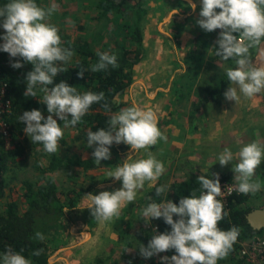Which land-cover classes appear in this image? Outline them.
Returning <instances> with one entry per match:
<instances>
[{"label":"rangeland","instance_id":"374dc122","mask_svg":"<svg viewBox=\"0 0 264 264\" xmlns=\"http://www.w3.org/2000/svg\"><path fill=\"white\" fill-rule=\"evenodd\" d=\"M99 1L36 2L45 8L52 4L58 6L48 22L58 27L60 36H70L80 44L87 42L96 52L116 54L123 46L131 45L128 34L134 29L136 9L141 1L147 10L140 24L145 56L134 68V79L122 97V108L137 104L153 109L167 140L161 139L156 145L138 152L127 144L114 143L110 148L111 159L86 168L65 166V163L68 157L93 158L95 145L91 148L87 145L89 130L78 125L64 129V137L53 154L45 152L42 144H33L24 132L20 136L24 154L17 155V147L9 152L4 194L0 195V213L6 211L9 202H15L19 212L28 207V182L38 190L39 187H48L49 181L53 180L64 199H74L70 200L74 206L66 207L57 230L45 235L48 264H125L123 254L127 259L143 264H159L161 257H171L176 254L175 250L151 258L142 257L139 248L148 245L145 230H148V238H152L156 234L154 230L161 233L171 229L163 230L161 225L142 215L141 219L138 218L137 208L140 207L142 212L147 206L148 193L157 184L168 191L178 180L205 174L213 178V173H218L219 177L223 173L232 175V180L221 181V185L237 184L232 164L222 167L218 156L225 148L235 156L244 145L254 140L264 141V91L251 98L240 94L238 102L228 101L225 96L221 103L204 102L207 89L218 84L227 69L235 68L236 64L231 58L224 60L216 55V41L221 30L206 32L196 23L200 18L201 0H124L117 10L106 15H101ZM191 3L197 5L194 11ZM4 32L0 27V36ZM250 52L254 64H264V55L259 48ZM79 55L74 54L69 63L77 62ZM25 67L28 72L33 70L31 63H25ZM40 87L35 90L43 100L44 92ZM42 113L45 118L49 115L48 112ZM57 120L63 127L61 120ZM148 152L164 163L166 171L155 182H145L144 188L137 191L136 200L126 202L118 217L97 221L88 208L92 201L86 194L98 195L101 191L121 188L122 181L109 177L108 172L114 171L130 153L135 160L147 158ZM53 157L64 162L50 169ZM254 178L260 180L261 191L248 194L244 206L264 208V161L256 169ZM229 197L219 199L226 202ZM3 254L0 251V264ZM26 258L36 264L32 257ZM218 264L232 262L227 257Z\"/></svg>","mask_w":264,"mask_h":264},{"label":"clouds","instance_id":"9594fccd","mask_svg":"<svg viewBox=\"0 0 264 264\" xmlns=\"http://www.w3.org/2000/svg\"><path fill=\"white\" fill-rule=\"evenodd\" d=\"M201 11L196 23L206 32L220 29L216 44V55L224 60L233 59L236 67L226 71L231 82L224 93L228 101L238 102L240 94L251 98L264 91V64L253 63L251 49L259 48L264 55V0H201ZM194 11L195 3L190 4ZM217 9L220 11L218 12ZM56 4L45 8L36 0H9L0 7V27L5 32L0 36L3 43L0 51L6 52L14 59L10 66L20 69L25 63H31L33 70L29 71L25 80L27 83L24 96H37L36 88L44 92L43 104H46L49 115L45 118L41 110L25 111L19 119L23 122L24 132L33 144H42L44 151L53 154L57 152L59 141L64 137V129L75 127L82 117L88 113L94 103L105 98L104 92L92 91L79 93L76 87L61 81L55 86L54 78L67 69V64L73 55V50L62 47V39L56 25L48 22ZM173 15L176 13L173 9ZM99 60L91 66V71L100 72L109 66L118 68V58L108 52H97ZM78 75L83 78L84 71ZM104 107L107 109L108 105ZM69 114L71 119H69ZM63 121V127L58 123ZM167 140L159 127V118L151 108H142L137 104L121 108L111 116L108 129L89 130L87 145H95L92 153L96 165L102 160L111 159V146L124 143L134 152L148 149L159 140ZM234 159L236 160L233 163ZM219 164H232L237 191L241 194H256L261 191L262 184L254 178L256 169L264 161V141L254 140L239 149L235 156L225 148L218 156ZM166 171L164 163L151 153L147 158L133 160L132 154L118 165L108 176L122 181V187L114 191H101L98 195L86 194L92 201L91 215L100 222L110 221L118 217L125 203L134 202L137 191L144 188L145 182H155ZM198 177V183L203 191L199 196L195 190L191 195L182 197L177 205L172 200L162 203L152 202L142 209L145 218H163L171 226L170 232L152 236L148 245L139 248L144 258H151L160 253L174 249L175 255L161 257V264H218L219 260L228 257L237 241L240 229L232 226L222 230L218 224L228 213L222 196L218 173ZM151 186V184L149 185ZM164 186L156 188L159 196L164 193ZM174 216L178 219H174ZM35 239L43 241V233L36 232ZM43 250H37L33 255H40ZM23 249L14 251L11 247L2 256V264H32V261L22 255Z\"/></svg>","mask_w":264,"mask_h":264},{"label":"trees","instance_id":"16d2710c","mask_svg":"<svg viewBox=\"0 0 264 264\" xmlns=\"http://www.w3.org/2000/svg\"><path fill=\"white\" fill-rule=\"evenodd\" d=\"M123 1L117 3L115 0H100L98 7L102 11L101 15H106L117 10ZM8 2L9 0H0V5L3 7ZM140 2L136 9L137 18L134 23V29L128 34V40L131 45L123 46L122 50L115 54L118 58V68L109 66L107 70L104 71H91V66L96 64L99 60L97 52L94 51L87 42L80 44L72 40L70 36H61L62 47L73 50L75 54H80V58L77 62H68L62 65L67 70L59 73L54 78L53 85H48L47 87L51 88L61 81H66L69 86L76 87L79 93L92 91L96 93L104 92L105 94L104 100L99 103H94L90 107L88 113L82 117L81 122L77 124L84 129L95 132L101 128H108V122L111 116L119 112L123 107L124 102L122 97H124L129 86L133 82L134 68L143 61L145 56L142 28L140 24L147 10ZM2 43L3 40H0V44ZM14 59L18 58H11L8 53L0 51V70L2 71V76L8 81L9 96L13 101L15 109L11 117V125L15 140L14 144L15 147H17L16 154L21 156L24 154V147L20 136L24 133L23 130L26 126L19 119L21 113L32 109L41 110L42 112L48 111L46 104L42 103L43 100L38 94L36 97L24 96V92L27 88L25 76L28 73V69L27 67H22L20 69L12 68L10 66V60L14 62ZM80 70L84 71L83 78L78 75ZM230 85L231 82L227 79L226 73H224L218 84L207 89L203 98L204 102L221 103L224 93ZM105 104L108 105L107 109L104 107ZM68 118L71 119V115H69ZM61 123H63V121H61ZM8 162L9 152L6 151L0 141V195L4 194ZM62 162H64L63 159L53 157L49 168L54 169ZM65 166L88 168L96 166V163L91 157H68L66 158ZM205 175L211 178L208 174ZM219 178L220 182L232 180V175L230 173H223ZM197 181L198 177L178 180L170 186L168 191H165L159 196L156 194V188L161 187V185L157 184L153 190L148 193L147 205L152 202L162 203L167 200H172L178 205L182 197L191 195L194 190L196 195L199 196L203 189ZM75 192L76 191L73 193ZM26 196L28 198V207L24 211L19 212L16 203L9 202L6 211L0 213V251L5 253L9 247L14 251L23 249L22 255L25 257H32L36 264H48L45 239L43 241L35 239V233L41 232L45 237V235L52 233L54 230L56 231L65 208L74 206L73 202L70 201L74 199H64L63 194L58 190L53 180L49 181L48 187H39L38 190L33 189L32 184L28 182ZM227 199L228 200L224 203L225 211L228 215L218 224V227L222 230H228L232 226H236L240 229L239 237L233 245V250L229 253L228 257L231 259L232 264H244L245 259L240 253V242H242L240 240L245 241L246 238H250L252 235L264 234V228L260 230L255 229L248 222L247 214L253 209L244 206L247 195L234 193ZM137 213H139L137 217L141 219L142 212L140 211V207L137 208ZM174 219H178V217L174 216ZM151 221L161 225L163 230L166 228L171 229V226L167 225L163 218H153ZM145 231L147 232L145 241L148 244L151 237L148 238V230ZM161 232L163 233V231ZM40 249L43 250L40 255H33L35 251ZM236 253L239 254L238 257ZM123 258L125 259V264H143L136 260L127 259L124 254ZM152 262L154 263V261Z\"/></svg>","mask_w":264,"mask_h":264},{"label":"built area","instance_id":"2783aa9c","mask_svg":"<svg viewBox=\"0 0 264 264\" xmlns=\"http://www.w3.org/2000/svg\"><path fill=\"white\" fill-rule=\"evenodd\" d=\"M14 110L13 101L9 96L8 81L2 76V71L0 70V141L8 152L15 149L11 125V117L14 114ZM221 190L222 196L239 193L237 184H223L221 185ZM261 235L255 234L240 242V253L247 264H264V236Z\"/></svg>","mask_w":264,"mask_h":264},{"label":"water","instance_id":"95a60500","mask_svg":"<svg viewBox=\"0 0 264 264\" xmlns=\"http://www.w3.org/2000/svg\"><path fill=\"white\" fill-rule=\"evenodd\" d=\"M117 3H120L123 0H115ZM247 220L250 225L255 229L264 228V208H256L251 210L247 214Z\"/></svg>","mask_w":264,"mask_h":264}]
</instances>
